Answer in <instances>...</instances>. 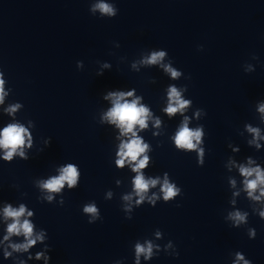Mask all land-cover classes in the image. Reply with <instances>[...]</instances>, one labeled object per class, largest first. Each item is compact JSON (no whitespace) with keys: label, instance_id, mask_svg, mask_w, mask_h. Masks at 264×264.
Listing matches in <instances>:
<instances>
[{"label":"clouds","instance_id":"9594fccd","mask_svg":"<svg viewBox=\"0 0 264 264\" xmlns=\"http://www.w3.org/2000/svg\"><path fill=\"white\" fill-rule=\"evenodd\" d=\"M90 11L92 13L98 11L101 14V18L107 17L111 19L118 15L119 9L116 7L115 3H106L104 0H98L97 3L91 5ZM198 50L202 51L203 46H198ZM167 55L168 52L166 50H153L149 55L143 57L140 63L147 66L159 65L166 73L170 74L173 79H176L182 75V71L172 67L171 62L163 63ZM100 63L101 67L97 71V76H101L105 70L111 69V65L108 62ZM76 67L77 69L82 70L83 61H77ZM133 67H135V64ZM254 71L255 69H250L246 71V73ZM187 79H190V77H187ZM184 87L186 89L188 86L185 85ZM7 95L8 92L5 91L4 73L0 70V105L4 103ZM131 96H133L132 91L124 92L120 90H108L106 94L103 95V99L111 100L112 107L104 114L102 119L115 124L120 129L121 135L130 137L128 140L120 143L119 151L117 153L119 158L115 163L121 168L127 163L131 165L132 171L136 173V176L133 179L134 193L138 197L136 204L141 205L147 198L150 205L154 207L158 197H156L155 194L149 197L147 196V193L150 188H154L157 184H161V181L159 178L145 179L144 174L141 172L149 162V157L143 155L148 150V144L144 143L135 130L137 125L140 129L148 127L147 121L149 120L151 113L149 108L139 103V98L130 101L126 99V97ZM167 98L168 104L164 111L169 117L174 116L178 112L183 114L193 103L190 99L182 98L181 91L178 90L175 85H170L168 87ZM256 104L257 110L261 114H264V100H257ZM21 107L22 105L20 103H16L5 108L4 111L9 115H13ZM201 112L207 115L202 108H197L196 115L199 116ZM261 119L264 120V115H262ZM29 123L31 124L32 122L29 121ZM188 123V116H184L181 125L172 139L178 150H195L197 152V165L203 167L205 164V148L200 147L199 145L201 144L202 136H205L204 126L202 125L192 129L189 128ZM155 124L156 126L160 125V120L158 118L155 120ZM245 128L253 135V139L249 140L248 144L255 145V147L259 149L261 145L258 141L264 140V136H261L260 134V129L252 127L251 124H246ZM50 142L51 138H48L45 146H49ZM32 145L33 133L23 124L19 122L9 123L0 129V150H3V155L0 156V160L11 163L15 156H19L22 160L27 161L30 157L26 154L24 148L25 146L32 148ZM228 146L231 147V145ZM253 163H255V161L248 158L247 164L252 165ZM237 167L239 168L240 175L244 177L243 185L244 190L247 192V196L252 200L261 201V198L264 197V169L259 165L251 167L240 164ZM58 171L59 175L38 180L36 186L42 193H45L42 200L47 201L48 203H51L55 199L53 194H61L59 203L63 206L65 200L62 189H64L65 185H67L70 191L77 188L79 186L78 179L81 176V173L78 171V167L74 164L62 166ZM230 183L234 187L236 182L235 180H232ZM160 191L163 195V200L168 202L181 194L182 189L175 183L169 182L167 173H165V178L161 184ZM257 191L259 192V195H256ZM110 195L111 193H109V196ZM124 200L131 201L132 195L124 196ZM177 207H179V205H177ZM83 212L91 216V219L88 220L89 224H92L94 220L100 218V213L95 203L86 204L83 207ZM33 215L34 210H28L24 203H21L19 207H13L11 203L5 204L3 208V216L5 220H10L11 222L7 224V234L4 235L3 241H9L13 236H23L22 243H10L8 245L13 252H27L30 248L36 245L38 241L41 243L44 242L47 231L42 228L39 232H34V224L27 218L32 217ZM248 215V212H241L240 210L230 212L228 214V219L232 221L231 227L239 228L241 224L247 223ZM258 216L261 220H264V209L259 210ZM126 219L131 220L132 217H127ZM159 235L160 233L157 232V236ZM247 235L249 239H255L257 235L256 230L250 227L247 230ZM153 247L154 246L151 242H146L145 244L136 243L134 249L135 264H139L141 256L146 260L151 258L153 255ZM11 255L12 253L5 248L4 257L7 258ZM234 255L235 259L233 260V264H252V261L246 258L245 254L241 251H236ZM30 258L31 257H29V259ZM41 258L44 259L45 264H50V255H45L44 252H37L36 259L39 260Z\"/></svg>","mask_w":264,"mask_h":264}]
</instances>
